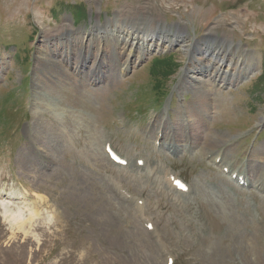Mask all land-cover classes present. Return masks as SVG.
<instances>
[{"label":"rangeland","instance_id":"1","mask_svg":"<svg viewBox=\"0 0 264 264\" xmlns=\"http://www.w3.org/2000/svg\"><path fill=\"white\" fill-rule=\"evenodd\" d=\"M139 7L146 14L134 20ZM150 15L163 40L149 54H132L123 72L116 59L123 63L129 52L117 36L94 46L85 37L96 25L109 33L125 24L147 29ZM71 25L82 30L71 42L84 43L85 74L104 66L101 82L78 78L81 52L67 83L52 80L45 63L66 48L60 39ZM212 37L241 42L260 62L237 85L206 78L204 101L192 70ZM197 108L208 113L204 132ZM263 121L264 0H0V264H264V188L230 177L256 166L251 178L264 187ZM165 130L182 140L179 152L158 147ZM107 141L122 159L171 169L191 192L170 191L133 162L113 165ZM218 152L226 162L214 163ZM11 209L37 215L11 227Z\"/></svg>","mask_w":264,"mask_h":264},{"label":"bare ground","instance_id":"2","mask_svg":"<svg viewBox=\"0 0 264 264\" xmlns=\"http://www.w3.org/2000/svg\"><path fill=\"white\" fill-rule=\"evenodd\" d=\"M138 9L135 11V14L133 16H131L132 19H134V20H137L139 18H144L143 14H146V11H143L145 9L144 7H139ZM146 20H147V29H144V28L139 29L136 26L125 24V26L128 29L126 27H125V29L120 27L117 30L113 29L111 31V33H109L108 29H103V27L96 25L95 27H92V29H91V31H89V33L86 32L85 37H86V35L91 36L89 43H90V45L94 46L97 38L104 42V41L110 40L109 35L117 36L116 44L118 45V48L120 49V51L129 52L127 59H125V61L123 63L120 60L121 57L119 60L116 59L115 64H117L119 68H120V66H124V68L121 70L123 72V71L127 70L131 64L130 63V56L132 54H136L137 52H139V56L141 55V57L144 56L145 54H149L152 50L153 42H155L156 40L161 42L163 40L164 35H162L161 32L159 34V26L157 29L155 26V21H153L154 19L152 20L151 15L147 16ZM119 23H120L119 20H115L113 24H115V26H117V24H119ZM113 24L111 26H113ZM94 28L98 29L99 35H95L94 37H92V35L95 34ZM77 31L81 32L82 30L80 31L77 28L74 29L72 25L69 28H67L65 33L62 34L61 39H60L61 42L64 45H66V48L60 50L59 52L54 51L53 55L49 56L52 59H54V60H52V64L49 61H46V63H45L49 66V74L53 72L52 80L55 81L58 86L62 83H67V81L70 79V76L66 73L67 68L72 66L71 60H73L75 57L76 58L79 57L80 52H81L82 61L81 62L79 61V63L75 67V70L78 73L79 79L83 80L84 83L88 82L87 84H89L90 82L99 83L102 81V79L106 75L105 74L106 71L103 70L104 66L103 67L99 66L97 68V70L92 71V73L85 74V72H84L85 66L84 65L86 64L87 57L86 56L82 57V54H83L82 52L84 50V43L83 44L80 43V46H78V45L75 46V45H73L75 43L71 42V40H74V35L76 34L75 32H77ZM206 41L207 42L205 44V48H203L201 50L202 51V53H201L202 60L197 65V67L192 70L193 73L197 75V77L193 79V82L196 84L195 86H197V80H200V81H198V84L200 86H197L199 91L196 93H198L203 98L204 101L209 96H211V92L208 89V86L206 85V84H208V82L205 81L206 78L210 77L211 81L217 82L218 84L230 85V86H233L234 84L237 85V83H239L241 80L245 79L247 76L254 74L257 71L258 66H259V62H260L259 58L256 55V52L250 51V50H244L241 42L238 45H236L234 41H232L231 39H227V37H225L223 39H216L215 37H212V39L206 40ZM56 45H58V44H56ZM86 50H88V48H86ZM56 57H58L57 61H56ZM193 58H194V60L196 59L195 56ZM62 61L65 63V65L63 66V70H56L55 71L54 70L55 67L56 66L60 67L61 66L60 63H62ZM40 63L41 62L39 61V64ZM42 68H43V65H42ZM195 71H197V72H195ZM180 85H178V87L176 88V91H177V89H179ZM67 93L69 95L68 96L65 95L66 98L69 97L70 95H72V93H70L69 91ZM40 95H41V93L37 92L36 93V99H38V98L40 99ZM74 100H76V99H74ZM55 106H54V108H56ZM34 107H35L34 108V111H35L34 115H36L39 111L40 106L38 104H35ZM169 110L170 109L166 108L164 111V114H167V113H168L167 115L171 114V112H169ZM197 110L199 111L198 116H197V122L199 124L200 131L204 132L207 130V127H209V119H208V115H207L208 113H204L203 111H201L198 108H197ZM61 116L63 118L64 114ZM87 116L92 117V114H87ZM168 117H170V116H168ZM169 120H171V118H169ZM262 124H264V121ZM168 126H170V125L167 124L166 122H161L160 127L167 128ZM195 129H196V126H195ZM164 132H165V136L162 137V133L159 134V131H158L157 141L159 139H162L164 142V143L160 142L159 147L166 149L169 153L179 152L180 151L179 149H181L182 147H179L178 143L180 144V142L182 140L179 141L178 143H177V141H175L177 134H176V132H174V130H173V133H171L170 131H167V130H165ZM199 136L202 137L201 135H199ZM37 139H38V141H40L39 138H37ZM185 141H186L185 148L191 149L192 141L190 139L189 140L186 139ZM33 142L35 143L36 141L33 140ZM193 144L196 146L197 143L194 142ZM37 153H38V157L40 158V160L43 163L46 162L49 166L53 164L54 161L51 160L50 154L46 150L42 151V152L37 150ZM107 156H108L110 163H112L113 165H117L115 162H113L110 159L109 155H107ZM227 156H228L227 153L224 154V152H218V154L216 156H214V158H213L214 163L217 164L218 162L219 163L226 162L225 160H226ZM210 157H212V156L210 155ZM123 160L127 161V166H130L129 164H131L133 162L134 164L133 165L131 164V166L136 165L137 167L139 165V161L143 160L142 169H144V168L148 169L151 173L154 174L153 177L155 179H157L158 182H161V184L166 185V187L170 191H173L174 193H177V194L183 193L182 191L179 190V187L175 185V182L178 179H176L173 175H170L171 173H169L170 172L169 170L162 171V167L161 168H159V167L158 168H156V167L150 168L151 165H150V161L148 159L146 160V159L140 158V159H136L132 162H131L132 159L126 158ZM119 166H121V165H119ZM222 166H223L222 168L230 167V166H226V164H222ZM252 169H253V171L248 170V172L245 174L237 175V181L239 182L240 180H242V181H244V184L249 185V186L253 182V184L256 186L257 189L262 190L264 187H263L260 179L257 180L256 182H254L253 179L251 178L253 172H255L257 170V167L253 166ZM142 171H144V170H142ZM162 172H165L164 176H162ZM233 173L236 174L235 172H233ZM230 176H231V174H230ZM190 190L191 189L189 188L188 192H190ZM23 199H26V198H23ZM2 203L5 207L6 205L4 204V202H2ZM139 207H142V206H139ZM141 209L144 210L145 208L142 207ZM142 210L139 209L138 211H142ZM35 212L34 211L29 212V218H26L25 214H23V210H20V209L18 211H13L12 209L6 210L5 215L9 219V223H10L11 227H14L15 225H20V224L24 225L28 221H32L33 217L37 215V213H35ZM143 212H142V214H144ZM154 230H155V228H154Z\"/></svg>","mask_w":264,"mask_h":264}]
</instances>
